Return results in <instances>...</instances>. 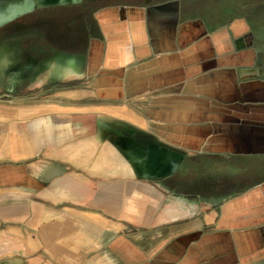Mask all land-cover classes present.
<instances>
[{
  "label": "crops",
  "instance_id": "crops-1",
  "mask_svg": "<svg viewBox=\"0 0 264 264\" xmlns=\"http://www.w3.org/2000/svg\"><path fill=\"white\" fill-rule=\"evenodd\" d=\"M257 12L215 20L183 0L113 1L89 17L53 20L62 49H2L0 83L9 84L11 104H0V264H264V17ZM49 82L67 99L13 102ZM45 103L127 106L138 116L143 145L168 152L163 170L169 166L175 197L160 220L132 234L124 228L135 198H163L150 184L128 180L135 188L120 193L123 175L121 185L102 181L94 193L78 183L81 172L52 171L51 154L92 149L70 147L80 142L69 136L90 128L92 117L99 126L100 113L20 115ZM65 175H74L69 193L51 188ZM61 200L73 204L60 210Z\"/></svg>",
  "mask_w": 264,
  "mask_h": 264
},
{
  "label": "rangeland",
  "instance_id": "rangeland-1",
  "mask_svg": "<svg viewBox=\"0 0 264 264\" xmlns=\"http://www.w3.org/2000/svg\"><path fill=\"white\" fill-rule=\"evenodd\" d=\"M130 1H140V0H130ZM185 5L191 9V11L194 14L198 15H209L210 17L217 19H223V18H230L234 15L248 13L250 11H258V17L263 18L264 17V0H183ZM6 75L8 74L9 68L6 69ZM6 80H3L4 83H0V104H11L10 97L8 96V83H5ZM50 84H41L40 87L34 91V93H30L25 96H21L22 98H17L13 102H55L60 100H66L65 94L62 93L63 88L62 86H58L55 82H49ZM24 97V98H23ZM103 116L100 114L97 116L99 126L95 122V118H90L88 120V124H92L90 128H84L79 127L80 124L77 123L78 129H72L73 134L69 136L71 140H76L77 144H71L72 146H78V145H84L87 146L90 142L99 141L100 145L94 149L89 150H82L83 154L81 157L71 156L72 153H61L59 155L58 153L51 154L50 158L47 160H50V167H54L52 171H56L57 168L60 170H63L65 172H81L83 175L82 181H78L79 184H81L82 189L84 190L86 186H91L93 192L99 191L101 188V182L102 181H108V182H117L122 184L121 178L123 175H129L128 179L124 180V190H122V186H118L117 190L118 192L124 193L130 192V190H133L135 187L131 184L129 185L128 180L132 181L137 184H150L155 189L161 191L163 193V198L161 200H156L153 197H151L148 194L143 193L141 190L140 192L143 193L136 199V205L137 206H129L127 207L126 212V218L129 219L130 222H124V228L125 231L129 234H132L133 232L137 231L138 227H142L144 224H148L150 221L154 224L158 220H160L161 213L164 209V207L170 203V198H174L175 195H172L170 188V184L173 185L172 180L164 176L165 173H168V167L165 170H162L164 173L163 175H155L159 174L152 169L151 161L143 156L142 160L145 164H148V172L149 175L141 176L144 174H136V173H126L125 171L121 170L120 168H116V170H96L94 165L101 161V156L104 153V146H106L107 143H112L116 139V133L118 131L124 133L125 137H127L128 143L123 140L120 144V150L122 153L129 155L128 152L132 149V145H136L138 147H141L144 143V140L141 136V131L137 129V125L134 123H137L136 121H131L128 118L121 117V115H118L117 113H102ZM100 117H103V119H100ZM101 120H103L101 122ZM84 122V121H83ZM133 122V123H132ZM133 125V126H130ZM107 128L108 130L103 128ZM129 127H133L135 129V133H130ZM72 128V127H71ZM69 128V129H71ZM99 128V131L96 135H94ZM127 128V129H126ZM80 132H76L79 131ZM70 132V131H69ZM101 134V135H100ZM105 134V135H104ZM115 135V137H114ZM127 135V136H126ZM104 139H108V141H104ZM103 140V141H102ZM98 142V143H99ZM147 146V145H146ZM89 148V147H88ZM128 148V149H127ZM145 148L146 150L151 148V146L147 147H141ZM67 150V149H64ZM153 150L154 156L160 157V152L156 149ZM103 151V152H102ZM156 151V152H154ZM135 152V153H134ZM89 153V156H88ZM134 154H137V152L134 150ZM71 154V155H70ZM131 155V153H130ZM140 156V155H139ZM134 157V156H133ZM91 160H95V162L92 164V171L90 170V162ZM173 167V166H172ZM154 175V176H151ZM128 177V176H127ZM147 177H153L151 180L147 179ZM165 177V178H163ZM74 181V175H65L60 180L55 179L51 181V188H55L56 186L61 188L62 190L68 191L73 187ZM167 181V182H165ZM157 182V183H155ZM165 182V183H164ZM78 183L76 182V186L78 187ZM129 187V190L126 187ZM79 189V188H78ZM129 195H125V197H128ZM121 196H119L120 199ZM122 198V197H121ZM120 201V200H119ZM121 202V201H120ZM87 202L84 201L83 204H86ZM65 204H73L71 202H68L67 200H61L59 202H56V205L60 208V210H63V206ZM122 216L120 215V218ZM125 217V216H124ZM145 219V220H144ZM81 225L85 224V221L81 219L78 221ZM120 222H122L120 220Z\"/></svg>",
  "mask_w": 264,
  "mask_h": 264
},
{
  "label": "flooded vegetation",
  "instance_id": "flooded-vegetation-1",
  "mask_svg": "<svg viewBox=\"0 0 264 264\" xmlns=\"http://www.w3.org/2000/svg\"><path fill=\"white\" fill-rule=\"evenodd\" d=\"M32 1L33 0H0V51L8 47H18L30 51L34 45H37L40 49L51 47L57 51L65 47L66 42L65 37L60 35L62 32H58V30L53 32L50 26L53 25V20L56 26L60 18L89 17L98 5L113 1L130 0H80L69 4H56L41 7L35 5V8L31 11L2 21L10 12H13L15 9L23 8ZM31 61L32 59H27V62L30 63ZM154 146V149L160 152V157L157 156L154 159L152 169L155 172H161L165 168L168 152L164 149H159L156 145ZM148 173L146 175H149Z\"/></svg>",
  "mask_w": 264,
  "mask_h": 264
},
{
  "label": "bare ground",
  "instance_id": "bare-ground-1",
  "mask_svg": "<svg viewBox=\"0 0 264 264\" xmlns=\"http://www.w3.org/2000/svg\"><path fill=\"white\" fill-rule=\"evenodd\" d=\"M46 1H54V0H46ZM61 1V0H60ZM68 68V67H67ZM29 110V112H24L21 110V116L25 117V116H30L31 115H36V114H40L42 112H74V111H97L98 113H100L101 116L102 113L105 112H110V113H117L118 115H121V117H125L128 118L131 121H136L138 123H140L138 116L136 114H131L128 111L127 106H117V107H105V106H100V107H68V106H64V105H60L57 103H45V104H40V105H35V106H31L30 108H27ZM26 109V110H27ZM25 110V109H23ZM100 119H103V117H100ZM103 120H101L102 122ZM133 126V125H130ZM127 129V128H126ZM130 133H135V129L133 127H129L128 128ZM101 135V134H100ZM115 137V135H114ZM125 141L126 144L128 143V138L125 137L124 133L118 131L116 133V139L112 142V143H108L106 145V147H104V153L102 155V159L101 161L97 162L94 167L96 170H116V168H120L121 170L125 171L126 173H136V174H140V173H148V164H145L142 160L143 156L147 157L150 161L151 164L153 165V161L156 158V156L153 155V150L152 148H154L155 146L152 145L151 148L149 149H145V148H141L144 145H142L141 147H138L136 145H132V149H134L137 154H134L132 150L128 149L131 153L124 154L121 152L120 147H121V143L122 141ZM99 141H93L91 143H88V147H91L92 149L98 147L100 145ZM145 147V146H144ZM160 149V148H159ZM102 151V152H103ZM157 151V150H156ZM155 151V152H156ZM83 154V152L78 149L77 151V155L75 154H70L71 156H76V157H81ZM140 155V156H139ZM89 156V153H88ZM134 156V157H133ZM163 162V161H162ZM157 171V170H156Z\"/></svg>",
  "mask_w": 264,
  "mask_h": 264
},
{
  "label": "water",
  "instance_id": "water-1",
  "mask_svg": "<svg viewBox=\"0 0 264 264\" xmlns=\"http://www.w3.org/2000/svg\"><path fill=\"white\" fill-rule=\"evenodd\" d=\"M80 0H74V1H70V0H61V1H46V0H33L30 4H28L27 6L23 7V8H19V9H15L13 10V12H10L9 15H6V17H4L2 19V21L5 20H9L11 18L17 17L27 11H31L35 8V5L38 6H50V5H56V4H69V3H73V2H78Z\"/></svg>",
  "mask_w": 264,
  "mask_h": 264
}]
</instances>
